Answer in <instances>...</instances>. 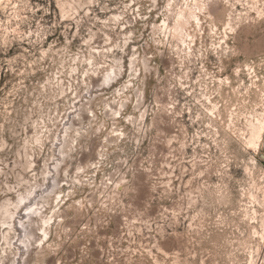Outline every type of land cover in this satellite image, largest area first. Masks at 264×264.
<instances>
[{
  "label": "clouds",
  "instance_id": "clouds-1",
  "mask_svg": "<svg viewBox=\"0 0 264 264\" xmlns=\"http://www.w3.org/2000/svg\"><path fill=\"white\" fill-rule=\"evenodd\" d=\"M0 264H264V0H0Z\"/></svg>",
  "mask_w": 264,
  "mask_h": 264
}]
</instances>
